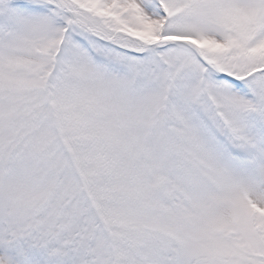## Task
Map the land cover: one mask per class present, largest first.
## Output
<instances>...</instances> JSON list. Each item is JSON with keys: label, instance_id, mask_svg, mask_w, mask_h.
Wrapping results in <instances>:
<instances>
[{"label": "snow or ice", "instance_id": "obj_1", "mask_svg": "<svg viewBox=\"0 0 264 264\" xmlns=\"http://www.w3.org/2000/svg\"><path fill=\"white\" fill-rule=\"evenodd\" d=\"M0 264H264V0H0Z\"/></svg>", "mask_w": 264, "mask_h": 264}]
</instances>
